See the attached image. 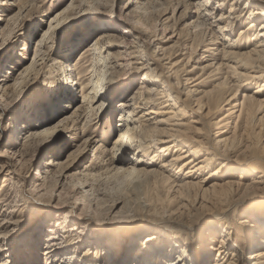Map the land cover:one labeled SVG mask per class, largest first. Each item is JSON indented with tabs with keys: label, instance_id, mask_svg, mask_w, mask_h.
<instances>
[{
	"label": "bare ground",
	"instance_id": "bare-ground-1",
	"mask_svg": "<svg viewBox=\"0 0 264 264\" xmlns=\"http://www.w3.org/2000/svg\"><path fill=\"white\" fill-rule=\"evenodd\" d=\"M193 2L198 5V9L192 11L196 18L194 24L197 34L191 47L197 50L203 46L204 52L215 61V52H218L221 46V61L197 68L196 64H190L194 60L193 55L186 54L187 62L184 64V60H178L182 54L174 47L153 62L145 59L139 51L133 61L128 63L132 66V72L125 77L120 72L124 65L109 53L110 50L121 46L112 40L111 33L116 29L112 26L105 29L102 25V32L87 49L85 48L86 50L78 53L80 55L74 65L78 70L83 66L80 67V61H83L84 69H87L84 71L86 84L81 82V89L79 88V94H82L80 104L72 107V97H67L69 100H62L57 106L63 103L61 109H72L71 114L66 113L67 116H63L62 120L48 129L31 124L33 128L23 134V147L33 142L46 143L50 135L63 131L60 129L62 125L68 132L71 129L69 124H76L75 117L83 110L87 118L83 126H91L101 114L110 111V106L117 98L129 91L136 72L146 70L141 78L142 82L135 83L130 95L117 104L118 114L113 129L116 134L109 151H103L109 161L118 166L115 173L123 172L128 177H135L137 173L145 172L152 179L150 182L136 185L139 196H145L146 201L142 202L144 205L140 207L144 211L121 199L114 201L112 205L106 203V209L97 213L98 204L93 203L87 196V189H83L85 199L91 202V207L96 212L95 219L96 216L99 218L101 226L96 225L94 218L79 222L83 227L79 229L77 236L83 235L81 239L86 242L84 247H80V242L74 240L76 235L72 236V241L66 243L46 240L43 252L40 253L42 258L46 256L44 260H49L52 264H96L95 261L100 259V264H118L123 255L119 254V241L122 239L125 248L133 241H128L127 236L134 227L138 229L142 225L146 226L149 221L158 222L167 215L168 224H176L190 230H194L196 225L208 223L209 226L198 238L192 235L193 232L172 235L168 224L164 226L168 232L164 233L166 235H162L161 229L147 228L150 234L143 237L146 231L140 230L135 234L139 237L140 244L129 257V263L208 264L213 261V264H264V249H258L252 255L246 252L259 246L264 247V195L256 192L258 183L264 179V135H261L262 131L264 133V99L258 100L253 96L243 95L239 104L231 103L236 102L237 89L244 85L245 79L250 78L254 85L264 87V0ZM228 3L229 15L225 16L221 12ZM71 12L72 5L50 19L46 30L33 48L31 64L19 73L18 78L12 79L13 85L19 84L16 80H24L33 70L36 71L38 55L47 42H50L48 35L54 32L62 21L68 19ZM204 25H207L208 35L200 43L199 35L202 32L199 31ZM239 27L241 28L237 31V37L234 40L228 39ZM154 62L157 64L153 69L151 66ZM160 66H165V70L160 69ZM76 70L79 75L81 71ZM198 70L200 74H197ZM128 78L131 79L130 83H127ZM7 79L8 75L3 80L0 79V82L6 83L9 81ZM172 79L176 80L175 88L181 89L187 96L185 101L192 100L199 111L205 108L209 116L214 112L224 111V105L231 108L225 111V115L223 114L217 122L213 120L212 126L204 123L197 127L193 124L194 121L185 122L194 112L191 113V106L186 105L185 101L178 104L180 97L178 99V94L173 96L175 90L172 91L167 85ZM205 82H209L211 88L206 91L199 90ZM231 83L233 85H230ZM232 86L236 90L234 88L233 91ZM5 90L7 91V87H2V91ZM64 105L66 106L62 108ZM154 109L157 110L154 112ZM32 119L30 122L36 121ZM22 123L19 124L20 129L17 128L19 131L27 128ZM251 146V154L246 155L242 148L248 149ZM166 156L167 160L164 159ZM56 161L53 160L47 165L62 164ZM125 165L129 167L124 168ZM222 174L229 177L222 179ZM249 176L254 177L250 179ZM13 185L17 188L16 193L24 191L19 183L15 182ZM2 186H6V183L3 182ZM148 186H151L148 190L153 191L152 193L147 192ZM102 200L100 201L104 202ZM13 202L14 198L3 205V213L7 208L10 209ZM239 210H243L239 215L243 217L238 223V228L230 222L232 217L226 214L232 212L234 217ZM70 212L75 211L67 210L63 213L65 220L70 218ZM218 219L219 221L214 223ZM7 220L3 224L0 239H9L10 243L7 244L8 240H4L7 244L5 246L3 241H0V253L5 252L7 255L1 264H15L17 258L13 255L11 244L26 233V222L19 215L8 217ZM213 223L217 225L213 226ZM219 229L221 233L216 231ZM233 236L241 240V245H235L230 251L232 247L229 241ZM104 240L109 241L106 248L112 250L101 248L100 244ZM47 242L50 244H46ZM80 248L83 249L78 254L77 249ZM62 253L66 255L60 257Z\"/></svg>",
	"mask_w": 264,
	"mask_h": 264
},
{
	"label": "rangeland",
	"instance_id": "rangeland-1",
	"mask_svg": "<svg viewBox=\"0 0 264 264\" xmlns=\"http://www.w3.org/2000/svg\"><path fill=\"white\" fill-rule=\"evenodd\" d=\"M92 1L96 4L89 6L88 4H93ZM71 5L73 12L70 13L68 19L62 21L54 32H50L48 35L50 42L48 41L44 48L41 47L36 61V71L33 70L24 80H20L21 78L16 80L19 84L13 85L12 79L18 78L19 73L31 64L33 48L46 30L50 19L59 12L69 9ZM229 5V3L225 4L224 10L221 12L225 16L229 15ZM196 8L198 9V5L193 0H0V79L3 80L8 75L7 80H9L6 83L0 82V233L3 231V224L8 221V217L19 215L26 222V233L23 231L24 234L11 244L13 255L17 258L15 264H52L51 261L44 260L46 256L42 258L40 255L46 240H56L54 243H66L72 241V236L76 235L74 240L77 243L80 242V247L86 246V242L81 239L83 235L77 236L83 227V224L79 222L83 223L84 220L94 218L97 226H101V223L97 216L95 219L96 212L91 207V202L85 199L83 189H87L89 192L87 196L93 203L98 204L97 213L106 209V203L112 205L114 201L121 199V201L127 200L130 206L142 210L140 207L146 200H144L145 196H139L136 185L141 182H150L152 179L145 172L135 175L136 178L140 177L137 178L138 180L134 176L129 175L130 177H128L123 172H120V175L115 173L117 172L115 168L118 166L112 164L103 151H109L111 141L116 134L113 129L118 114L117 104L130 95L135 83L142 82L141 78L146 70L136 72L131 83L129 82L131 79L128 78L127 83L132 84L129 91L117 98L110 106V111L101 114V117L94 120L92 122L94 124L91 126H83L87 119L83 110L78 117H75L79 124L70 123L69 128L71 129L68 132L62 125L60 129L63 131L50 135L46 143L33 142L23 147L21 138L29 128H33L31 124L48 129L62 120L63 116L72 113V109H61L63 103L61 106H57L62 100H69L67 97H72L70 100L72 107L80 104V95L82 96V94H79V88L81 89V82L86 84L84 71L87 69H84L83 61H80L81 64L79 62L80 67L83 66L78 70L74 65L77 62L76 59L79 58L80 54L78 55V53L86 50L102 32V25L105 29L108 26L116 29L111 33L112 40H114L113 43L121 46L110 50L109 53L124 65L120 72L125 77L132 72V66L128 63L133 61V57L139 51L145 59L148 58L153 62L154 59L174 47L182 54L178 60H184V64H186V54H191L194 60L190 64H196L197 68L211 62L216 64L221 61L222 54H219L221 46L219 51L215 52L217 58L215 61L211 60L208 53L204 52L203 46L197 50H193L191 47L197 34L194 24L196 18L192 12ZM226 23L227 21L222 24ZM204 26L199 31L202 32L199 35L200 43L208 35L207 25ZM240 28H236L228 39L234 40ZM156 64L157 62L152 63L151 67L154 69ZM159 68L165 70V66ZM75 70L81 71V73L79 72L80 76ZM197 74H200V70ZM245 81L243 86L246 87L241 86L237 89L236 102H231L232 105L239 104L243 95L253 96L258 100L264 99V87L254 85V81L250 78ZM167 85L172 88V91L175 90L172 93L173 96L178 94V99L180 97L178 104H183L187 96L181 89L175 88L176 80H170ZM210 85L209 82L207 84L205 82L199 90L206 91L211 88ZM5 86L7 91L4 92L2 87ZM234 88L232 86V90ZM187 101L184 103L191 106V113L194 112V114L186 118L185 122L194 121L193 124L197 127L204 123L211 125L214 121L217 122L225 115V111L231 108V106L224 105V111L214 112L209 116L207 115L208 110L204 108L203 111H199L196 103L193 104L190 99ZM156 110L154 109V112ZM32 118L36 121L30 122ZM96 121L100 126L96 124ZM21 123L27 128L19 131ZM89 130L90 132H87ZM261 135H264L263 131ZM262 142H264V138ZM252 147L248 149L243 147L242 150L246 155H249ZM262 156H264V149ZM167 158L168 156L164 159L167 160ZM53 160L62 164L60 166L47 165ZM127 167L129 165L124 166V168ZM222 176V179L229 177L223 174ZM252 177L254 176H249L250 179ZM3 182L6 183V186H2ZM15 182L22 185L24 191L16 193L17 188L13 185ZM255 184L257 185V183ZM149 187L151 186L147 187V192L152 193L153 191L148 190ZM256 192L264 195V179L258 183ZM13 198L14 202L12 205L10 204V209L5 207L7 209L3 213V205L12 201ZM101 199L104 202H101ZM67 210L75 211L68 213L70 215V218L66 219L68 221L64 219L65 215H63ZM146 210L148 209L146 208ZM242 211L239 210L234 217L232 212L226 214L232 217L230 222L238 228V223L243 217L239 216ZM70 219L71 221H69ZM168 220L167 215L158 222L148 220L150 222L148 225H142L138 229L134 227L135 229L129 231L127 240L133 241L129 242L125 248L122 245V239L119 241L121 244L118 248L119 254L123 253V255L118 264H131L128 259L140 244L139 237L135 235L137 232L145 230L146 233L143 234V237H146L150 234L148 233L149 229H146L152 228L154 230L161 229L162 235H166L164 233L167 230L164 226L168 224ZM218 221L219 219L214 223ZM214 223L213 226L217 225ZM168 225L172 235L185 232L192 234L193 232L192 235L195 238H198L209 226L208 223L196 225L193 227L194 230H190L176 224ZM216 231L222 232L221 229ZM1 240L5 246L10 243L9 239L2 238ZM4 240H8V243L6 244ZM107 241L104 240L100 244L101 248L107 247L109 242ZM46 244H50V242ZM229 244L232 247L230 251H232L235 245H241V240L233 236ZM81 249L83 248L77 249L78 254ZM106 249L112 250V248ZM258 249H264V247L259 246L246 252L248 255H252ZM63 255L66 254L62 253L60 257ZM6 258L5 252L0 253V264ZM100 262V259L95 261L96 264H100ZM208 264H213V261Z\"/></svg>",
	"mask_w": 264,
	"mask_h": 264
}]
</instances>
